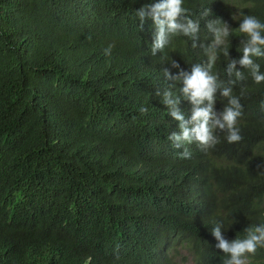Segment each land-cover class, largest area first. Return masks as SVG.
I'll use <instances>...</instances> for the list:
<instances>
[{
  "label": "trees",
  "instance_id": "trees-1",
  "mask_svg": "<svg viewBox=\"0 0 264 264\" xmlns=\"http://www.w3.org/2000/svg\"><path fill=\"white\" fill-rule=\"evenodd\" d=\"M156 2L0 0V264H175L181 250L223 264L212 228L231 241L264 224V82L239 64L243 79L226 71L247 38L239 23H264V0H183L196 39L170 34L153 55L154 23L136 11ZM207 21L229 27L214 50L215 109L231 88L242 139L217 130L206 151L176 149L162 94L180 97L185 119L193 106L164 70L207 66ZM252 59L264 73V56ZM244 259L264 264V247Z\"/></svg>",
  "mask_w": 264,
  "mask_h": 264
},
{
  "label": "clouds",
  "instance_id": "clouds-1",
  "mask_svg": "<svg viewBox=\"0 0 264 264\" xmlns=\"http://www.w3.org/2000/svg\"><path fill=\"white\" fill-rule=\"evenodd\" d=\"M137 15L143 22L145 17L151 18L155 26L154 41L152 43V54L156 55L169 43L170 34L180 33L196 39L199 31V23L188 18L186 9L183 7V0H158L151 5H144L137 11ZM208 13H205V16ZM216 21H207L206 27L214 34L213 44L210 46L212 55L207 66L196 64L192 66L191 72L181 70L176 76H172L168 69H165V76L169 80H179L182 83L180 94L184 99L192 104L191 116L185 119L184 113L179 108L180 97L175 96L170 90H165L162 94L163 104L168 109L170 115L178 122L179 133L172 132L168 140L172 142L176 149L182 148L185 144L195 142L202 150L214 147L218 142L215 134L217 130L226 133L228 143L241 141L240 129L236 126L237 119L242 114V105L238 97L232 95V89L224 87L220 90V95L228 98V103L222 111L215 109L216 93L220 88L217 77L211 74V68L215 61V48L222 45L230 35L229 27L223 24L217 27ZM239 31L246 35V39L241 41L242 56L236 60L231 59L226 71L231 77L233 73L237 80L243 79L241 71L237 70V64L251 72L255 83L264 82V73L260 71L259 64H256L252 57L264 56V23L256 17L245 15L239 23ZM114 45H108L104 49V55L110 56ZM228 55V52H225ZM173 67L179 65L173 62ZM157 95H161L157 92ZM264 110V101L261 102ZM141 114L148 110L144 107L139 109ZM181 158H190L191 152L187 148L180 153ZM246 236L234 240L225 239L221 234V226L212 228L211 232L218 243L216 248L221 250L228 257L223 264H246L244 257L246 254L254 255L258 247H264V224L244 229Z\"/></svg>",
  "mask_w": 264,
  "mask_h": 264
},
{
  "label": "rangeland",
  "instance_id": "rangeland-1",
  "mask_svg": "<svg viewBox=\"0 0 264 264\" xmlns=\"http://www.w3.org/2000/svg\"><path fill=\"white\" fill-rule=\"evenodd\" d=\"M175 264H193L192 257L185 251L181 250L175 257Z\"/></svg>",
  "mask_w": 264,
  "mask_h": 264
}]
</instances>
